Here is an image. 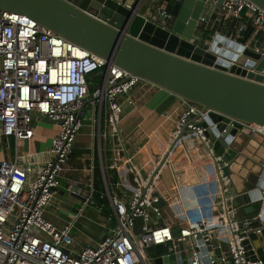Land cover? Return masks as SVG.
<instances>
[{"label": "built area", "instance_id": "obj_1", "mask_svg": "<svg viewBox=\"0 0 264 264\" xmlns=\"http://www.w3.org/2000/svg\"><path fill=\"white\" fill-rule=\"evenodd\" d=\"M217 11L219 21L232 18L237 22V39L247 28L243 17L249 20L254 37L258 31L264 33V12L249 0H223ZM167 16L172 18L171 14ZM202 22L200 18L199 23ZM215 33L218 32L210 35ZM227 37L235 39L231 35ZM253 42L257 46L264 44V40L256 37ZM94 74L100 75V81L89 92L87 80ZM142 82L117 65L40 27L27 15L0 10V143L6 137L30 140L34 136L35 115L47 116L55 122L61 120L55 123L57 131L41 165L20 164L17 156L13 160H0V264H155L156 256L146 253L152 245L168 247L167 253L157 257L174 256L162 264H264L259 257L245 259L238 238L239 229L244 230V239L253 227L259 233L264 228V216L260 211L249 218L231 216V207L226 202L227 188L219 192L220 166L214 163V170L207 167L208 177L191 182L181 191L179 199L169 204L174 210L179 208L180 201L195 207V211L181 209L177 215L166 210V202L153 194L157 175L162 184L161 169L154 178L151 174L156 166L150 173L142 174L136 154L127 152L116 158L117 154L110 163L104 162L101 139L110 136L122 142L123 103L131 101L126 95ZM87 97L94 100L85 109L82 104ZM197 113L199 118L206 115L196 105L187 104L179 118L180 126ZM86 119L95 126L110 226L103 225L90 211L92 201L88 196H83L81 207L67 220L65 211L60 212L55 206L50 208L63 192L61 178ZM247 127L264 136L263 126ZM188 129L190 132L184 137L194 135L208 145L201 126L191 123ZM210 148L206 149L207 155L212 156L213 162ZM171 150L159 160L167 161ZM144 154V150L139 151V160ZM111 172L115 182L110 180ZM89 187L93 189L92 182ZM67 192L76 194L72 188H67ZM159 193L170 198L168 192L160 189ZM260 201L264 202V190ZM49 208L57 213L54 221L46 216ZM84 217L102 229L101 234L97 233L98 238L77 224ZM215 239L224 245H215ZM215 248L221 250L219 257Z\"/></svg>", "mask_w": 264, "mask_h": 264}, {"label": "water", "instance_id": "obj_2", "mask_svg": "<svg viewBox=\"0 0 264 264\" xmlns=\"http://www.w3.org/2000/svg\"><path fill=\"white\" fill-rule=\"evenodd\" d=\"M249 1L264 12V0ZM222 2L180 0L179 10L172 18L155 9L140 12L137 3L131 0H0V10L25 14L40 27L206 113L202 118L198 113L191 115L179 127L172 145L197 146L194 157L201 155L206 161L209 147H214L215 160V155L218 157L226 149L236 154L233 159L240 153L244 155V168L238 177L233 167L220 166L221 161H215L222 170V190H230V196H237L243 206L259 203L264 190V136L247 127H264V52L220 33L211 36L198 31L200 18L206 22L211 10H219ZM92 100L93 97H87L82 107ZM44 120L61 123L47 116ZM191 123L204 129L208 145L194 135L184 137L190 132ZM23 142L27 146L28 140ZM165 161L156 162L151 178ZM141 173L145 174L143 168ZM173 174L178 187L181 173L173 171ZM235 181L239 183L238 190L234 189ZM153 194L170 208L169 197L164 198L159 192ZM179 207L195 211L187 201H180ZM249 207L253 210V206ZM180 208L170 209L180 215ZM259 211L264 216V202ZM244 245L263 249L264 228L259 233L249 231ZM214 251L219 257L221 250ZM226 256L230 258L228 252ZM257 256L264 261V253ZM169 258L156 256L154 262L162 264ZM256 258L252 256L253 260Z\"/></svg>", "mask_w": 264, "mask_h": 264}, {"label": "crops", "instance_id": "obj_3", "mask_svg": "<svg viewBox=\"0 0 264 264\" xmlns=\"http://www.w3.org/2000/svg\"><path fill=\"white\" fill-rule=\"evenodd\" d=\"M131 1L133 3H137L138 10L140 12L143 10L155 9L159 14L164 11L167 14H171L174 6L179 3L177 0ZM217 12V10L212 9L209 19L206 22H202L205 28L207 27L206 31H208V33H213L216 31L221 35H224L226 38H228L227 36L231 35L232 38L235 39L230 40L240 42L236 37L237 22L232 18H225L219 21V19L216 18ZM202 23L198 22V27ZM254 38V34L252 33L246 39V41L240 43L247 47L254 48L255 50L260 49V51L264 52V44L261 43L258 46L255 45L253 42ZM145 84H147L149 88L153 87L146 82H142L130 95H126V98L131 101H125L123 103V113L120 122L122 142L120 143L119 140H115L110 136L104 139L103 151L105 150V153L103 154V159L104 162L110 163L117 154L118 156L116 158L122 155V153L125 154L126 152L128 155L136 154L135 157L138 159L141 169L143 168L147 174L150 173L152 169H154L156 162L160 161V157H162V155L168 151V149H179L176 156L173 158H170L171 152L169 153L167 158V161L169 160V168L164 171L160 170L163 181V185L161 184V190L164 193H167L168 191L170 192V198L167 200V203L170 204L171 202H175L177 199H179L181 191H184V188L187 187V185H189L191 182H196L199 181V179L208 177L206 168L209 167L212 168L211 170H214L213 165H211V167L209 166L210 162L212 161V156L209 155L210 158L207 157L206 161V159H204V157L201 155L194 157L193 154L195 149L193 147L182 148L178 147L177 143H174L175 146L172 145V142L176 138V134L180 126V115L187 108V103L156 87L152 88L153 93L151 94L150 98L146 99L136 93ZM162 95H166L168 99L165 98L163 103H160L159 101L163 100ZM87 123H89V126L92 125V130L95 132L94 123L90 122V119H87ZM56 131L57 126L55 124L47 123L45 122L44 117L35 115L34 136L28 140L27 146L24 147L23 141H15L13 137L4 138L0 143V160H13L15 156H17L18 162L20 164L28 163L32 166L41 165L47 159L45 150L49 147L50 140ZM122 149H125V151L123 150L122 152ZM180 149L184 150L181 151ZM210 149H212V147ZM95 150L97 151L96 154L93 152L86 159L83 157V154L87 153L85 149H79L75 151L73 147L71 151L67 162V167L64 170L61 178L60 189L63 192L57 195L56 199H54L52 203V206L50 207L52 208L55 206L59 210L63 207H66L64 209L66 220L71 218L74 212H76L77 209L81 207L83 196L90 197L89 184L90 182L93 184V169L95 161H97L99 165V151L98 149ZM142 150L145 151V154L143 159L139 160L138 154L139 151ZM27 152L29 153V156H26ZM225 152L231 154V156L228 158V163L232 161V165L236 174V164L234 161L237 156L231 160V158H233L236 154L227 149ZM174 166H177L176 170L181 173L179 185H183L182 187H177L175 185V177L173 174ZM240 173L241 170L237 174L240 175ZM165 176L167 177V180ZM225 182L227 183V180H225ZM67 188L76 190V194L69 195ZM219 192L222 193V189L221 191L219 189ZM225 192H228V199L226 202L231 207L230 213L234 219L254 217L257 212H259L261 201L256 204L248 203L241 206L238 202L237 196H230L232 192L228 189L225 190ZM124 193L126 195H130L128 190H125ZM69 196L72 197L69 199ZM234 198L237 199L238 204V207L235 209V214L234 209H232V199ZM249 206H253V210H251ZM50 208L46 213V216L50 220L54 221L57 213H54V210L51 211ZM244 208H247V212H244ZM165 209L167 210L168 208L165 206ZM90 211H93L99 220L100 217L98 209H96L93 203ZM260 214L262 213L260 212ZM248 231H254V228H251ZM214 244L223 245L222 242L216 239ZM254 255L257 257L258 254Z\"/></svg>", "mask_w": 264, "mask_h": 264}, {"label": "trees", "instance_id": "obj_4", "mask_svg": "<svg viewBox=\"0 0 264 264\" xmlns=\"http://www.w3.org/2000/svg\"><path fill=\"white\" fill-rule=\"evenodd\" d=\"M179 6H180L179 3H177L174 6L173 11L171 12L172 16L176 15V13L179 10ZM243 20L247 22V28L242 32V37L239 39L240 42L246 41V39L250 36V34L253 33V28L250 25L249 20L246 17H243ZM206 29H207V27L205 28L203 23L198 27V31H201V32H205ZM205 33H208V31H206ZM255 37L259 41H262V40H264V33L262 31H258L255 33ZM87 81L89 83L88 84L89 92H92L95 89L96 84L99 83V81H100V75L99 74L91 75L88 77ZM152 88H149L148 85L145 84L136 93L138 95H141L144 98L148 99V98H150L151 94L153 93ZM162 98H163V100L159 101L160 103H163L164 99L167 98V96L162 95ZM75 151H77V150L75 149ZM110 175H111L110 180L112 182H115V180H114L115 178H114V176H112L113 175L112 172L110 173ZM90 199H91L92 203L94 204V206L96 207V209H98L99 217L101 218V216H103V217L107 218L109 216L110 210H109V205H108L107 199L104 195V185H103V181H102V177H101V173H100V169H99V165H98L97 161H95V163H94L93 189L90 190ZM167 252H168V247L163 246V245H152L146 249V253L151 257L159 256V255L167 253Z\"/></svg>", "mask_w": 264, "mask_h": 264}, {"label": "bare ground", "instance_id": "obj_5", "mask_svg": "<svg viewBox=\"0 0 264 264\" xmlns=\"http://www.w3.org/2000/svg\"><path fill=\"white\" fill-rule=\"evenodd\" d=\"M186 147L187 148L193 147L194 149H197V146H193V145H189V146H186ZM215 148L216 149H219L216 145H215ZM212 149H214V147ZM178 150L179 149H172L171 150V154H170L171 155L170 158H173L174 156H176ZM158 156H159V154H158ZM230 156H231V154H228V152H225V151H224V153L223 152L222 153L220 152V154H219V156H218V158L216 160L221 161V163L219 164L220 166L233 167L232 161L229 162V164H228V158ZM232 159L233 158H231V160ZM216 160L213 158V163L211 161L210 162V165H213ZM244 162H245V156L242 155L241 153L238 154L237 158L234 161V163L236 164L235 167H236V175H237V177H238V174L237 173H239L240 170H242L244 168ZM168 163H169V160L166 162V164H164V166L162 167L161 170L164 171V170L168 169L169 168L168 167ZM176 167L177 166H174L173 167L174 168L173 170H176ZM153 184H154V192L153 193H158L159 190L161 189V181H159V176L158 175L154 178ZM178 186L179 187H182L183 185H178ZM238 187H239V183H238V181H235V183H234V189L238 190L239 189ZM167 194L170 195V192L168 191ZM232 205H233V208L232 209H234V214H235V209H236V207H238L237 199L236 198L232 199ZM243 236H244V230L243 229H239L238 230V238H239V243H240V250H241V253H242V255H243V257L245 259H248V257L252 259V256L254 254L264 253V248L263 249L262 248H257L256 249L254 247H251V248L246 247L244 245V238H243ZM215 245H219V244H215Z\"/></svg>", "mask_w": 264, "mask_h": 264}, {"label": "rangeland", "instance_id": "obj_6", "mask_svg": "<svg viewBox=\"0 0 264 264\" xmlns=\"http://www.w3.org/2000/svg\"><path fill=\"white\" fill-rule=\"evenodd\" d=\"M85 109L89 108V102L85 104L84 106ZM94 135V136H93ZM101 143H102V148H103V143H104V139H101ZM74 149H85L87 151V153L83 154V157L86 159L90 156V154H92L93 152L96 154V150L95 149H99L98 144H97V138L95 137V132L94 130H92V125L89 126V123H87V119L84 121V124L81 126L78 135L76 136L75 140H74V144H73ZM175 172H178V170H174ZM166 180L167 177L165 176ZM163 183V181H162ZM170 207V205H169ZM180 208V207H179ZM170 209V208H168ZM172 209V208H171ZM170 209V211H172ZM60 212H64L65 210L60 209ZM181 210V208H180ZM86 216L89 215L88 212L85 213ZM170 213H166V216H169ZM171 216V215H170ZM169 216V217H170ZM102 218V219H101ZM101 218H99V221L106 226H110L111 222L101 216ZM80 224L79 226H81L82 228L84 227V230L86 233H88L91 236L95 235V238H98L99 235L97 233H102V229L98 227V225H95V223L93 222H87V220L85 219V217L82 219H79L78 223ZM105 232V231H104Z\"/></svg>", "mask_w": 264, "mask_h": 264}]
</instances>
